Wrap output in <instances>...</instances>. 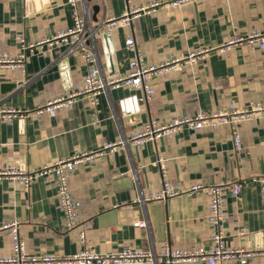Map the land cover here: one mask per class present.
I'll use <instances>...</instances> for the list:
<instances>
[{"label":"crops","instance_id":"crops-1","mask_svg":"<svg viewBox=\"0 0 264 264\" xmlns=\"http://www.w3.org/2000/svg\"><path fill=\"white\" fill-rule=\"evenodd\" d=\"M84 2L93 25L122 16L127 8L136 10L127 25L101 30L95 37L104 76L108 66L99 37L103 32H109V64L116 75L126 74L127 62L134 55L124 46L127 36L133 37L144 63L155 66L191 52L205 53L193 64L153 75L154 92L138 103L135 113L122 115L118 100L130 94L143 97L142 90L109 88L97 95L95 105L78 96L54 116L37 115L35 110L47 100L80 86L88 68L79 53L68 52L65 44L52 48L39 44L71 27L72 7L67 0H0V52L25 57L24 69L0 68V107L22 113L0 119V171L34 172L76 153L99 151L106 143L128 139L148 120L168 122L197 111L223 110L229 103L242 110L251 102L264 101V48L245 43L251 31L263 27L264 0ZM95 4L98 10L93 13ZM234 37L243 41L225 47ZM8 83L16 87L8 91L4 87ZM238 130L240 153L232 149L227 126L197 131L181 126L154 143L140 147L126 143L102 153L91 165H77L68 187L81 204L77 224L69 230L54 177H39L25 189L19 181L0 176V258L12 251L4 226L14 222L25 251L33 255H70L82 248L96 253L125 248L159 251L164 243L179 249L209 247L213 227L205 219L208 197L204 191L144 200L164 179L183 188L239 182L236 196L223 194L224 246L262 252L264 215L258 178H264V117L248 118ZM158 157L164 159L163 173L156 163ZM123 167L125 172H116ZM136 221H145L146 227L133 226ZM80 229L83 245L78 240ZM217 264L240 263L227 259ZM243 264H264V254Z\"/></svg>","mask_w":264,"mask_h":264},{"label":"built area","instance_id":"built-area-1","mask_svg":"<svg viewBox=\"0 0 264 264\" xmlns=\"http://www.w3.org/2000/svg\"><path fill=\"white\" fill-rule=\"evenodd\" d=\"M67 2L72 7L73 21L71 27L61 31L51 39H43L39 44L46 43L48 48L61 43L65 44L68 47V52L79 53L80 57L88 64V68L83 75L80 86L66 94L47 100L44 105L35 110L37 115L47 113L54 116L60 109L70 106L78 96H85L90 105H95L97 95L106 92L109 88H125L128 91L132 89L142 90L143 97H136L130 94L118 100L119 110L122 115L135 113L138 110V103L148 99L154 92L150 84L153 75L174 69L182 64H193L196 60L202 58L205 53L203 50L191 52L182 59H171L155 66L144 63L141 54L136 51L133 37L127 36L124 39V46L134 52V55L127 62L126 74L104 76L98 65L94 43L95 37L101 30L110 31L119 25H127L134 18L136 10L127 8L122 16L106 18L104 21L93 25L84 0H67ZM19 40L23 42L20 37ZM242 41V38L234 37L228 41L225 47L234 43H241ZM245 43L248 45L256 44L259 48H264V24L259 31H251L245 39ZM24 59L23 55L13 57L7 52H0V68L24 69ZM18 114L21 116L22 113L0 107V119H12ZM253 117H264V101L251 102L248 108L242 110L235 109L233 104L229 103L226 109L223 110L214 112L197 111L192 116L180 117L168 122L148 120L142 124L141 130L131 135L128 139H119L115 143H106L99 151L76 153L34 172H26L17 168L4 169L0 171V176H9L13 180L19 181L25 189L39 177H44L45 179L54 177L59 208L65 218V228L69 230L77 224V209L81 204L72 195L68 187L69 176L77 165H91L95 158L102 153H111L116 146L124 147L126 143H130L135 147H140L145 142L154 143L157 139L174 133L181 126H185L192 131L202 128L213 129L218 126H227L230 131L232 149L235 153H240L242 152V144L238 125L242 121ZM156 163L160 173H163L164 159L158 157ZM258 182L261 211L264 215V178L259 177ZM240 189L241 184L237 181L210 185L194 184L183 188L173 185L164 179L157 191L144 198V200L162 201L181 194L190 195L197 191H204L208 197L205 219L213 227V231L209 236L210 244L207 248L195 246L190 249H179L171 248L167 243H164L159 251H139L125 248L116 253H96L82 248L70 255H33L25 251L24 243L19 235L18 223L14 222L4 226L9 230L8 233L11 236L12 251L9 255L0 258V264H217L227 259H236L240 264H243L254 255L264 254V250L262 252L234 250L226 249L224 246L223 194L228 192L234 197L240 192ZM133 226L146 227V222L136 221ZM261 231L264 234V218ZM78 240L81 245L85 243L83 229L78 231Z\"/></svg>","mask_w":264,"mask_h":264},{"label":"water","instance_id":"water-1","mask_svg":"<svg viewBox=\"0 0 264 264\" xmlns=\"http://www.w3.org/2000/svg\"><path fill=\"white\" fill-rule=\"evenodd\" d=\"M87 1H91V0H87ZM92 10H93V13H96L98 10V5L97 4L93 5ZM99 37H100V40L102 43L103 52H104L105 56L107 57V61H108V62L106 61V64L108 66L107 67V70H108L107 73H108V75H113L116 73V70L110 69V64H109L110 54L112 52L111 48H110L109 32L100 33ZM4 87L9 91V90H11V88L16 87V83H8ZM127 115H129V114H127ZM125 171H126V168L123 167V168H120L116 172H125Z\"/></svg>","mask_w":264,"mask_h":264}]
</instances>
